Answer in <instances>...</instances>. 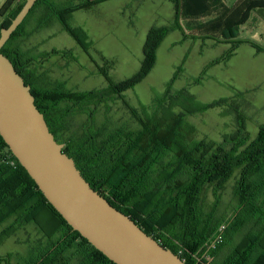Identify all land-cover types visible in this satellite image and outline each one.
I'll return each mask as SVG.
<instances>
[{
	"label": "trees",
	"instance_id": "obj_1",
	"mask_svg": "<svg viewBox=\"0 0 264 264\" xmlns=\"http://www.w3.org/2000/svg\"><path fill=\"white\" fill-rule=\"evenodd\" d=\"M23 1L0 28V36L1 30L11 25L25 5L26 0ZM63 1L58 4L39 0L1 50L25 84L31 87L37 108L57 138L60 119L77 113L93 118L91 107L107 105L114 97L121 99L123 93L146 78L155 66L156 51L166 33L156 30L150 33L142 70L131 80L116 84L108 73L102 71L109 85L100 90L80 93L68 91L63 86L55 90L37 87L27 69L31 61L25 60L24 54L14 47V41L23 35V29L34 12L43 9L46 17L42 23L45 26L57 20L86 49V36L81 30L71 29L69 22L77 11L91 10L110 0ZM171 1L175 7L174 28L182 27V19H209L207 23L197 22L189 28H201L203 37L217 43L233 42L235 46L241 43L238 42L241 28L252 13L264 12V0H244L232 9L221 0H211L212 3L204 0L203 5L197 0ZM60 54L53 52L52 55ZM49 56L45 54L44 57ZM194 102L187 90L174 97L167 91L159 101L156 114L143 110L144 117L141 118L135 109H130L140 123V129L118 128L107 135L102 129H90L80 141H68L63 152L75 161L95 191L164 248L186 264H214L212 259L227 241L228 234L251 220L264 221V202H260L264 190V125L257 138L250 142L244 118L238 116L240 131L237 135L225 137L222 144L189 141L188 134L192 133L185 121L187 115L204 113L229 103L227 99H221L195 109ZM177 107L182 108L179 114L173 111ZM238 170H241L236 189L239 208L235 215L238 216L221 230L214 213L205 215L202 196L204 190L212 186L215 194L219 193ZM12 218L15 221L0 234V241L22 224H34L46 241L31 251L28 261L20 264H115L69 226L0 135V227ZM219 237L222 242L213 249L212 242ZM221 264H264V230L249 235Z\"/></svg>",
	"mask_w": 264,
	"mask_h": 264
},
{
	"label": "rangeland",
	"instance_id": "obj_2",
	"mask_svg": "<svg viewBox=\"0 0 264 264\" xmlns=\"http://www.w3.org/2000/svg\"><path fill=\"white\" fill-rule=\"evenodd\" d=\"M203 1L196 2L203 5ZM23 2L0 0V28ZM50 2L61 4L64 1ZM231 2L226 3L231 5ZM234 3L233 6L237 4ZM45 17L43 9L35 11L23 35L14 41V47L24 54L25 60L31 61L27 69L33 83L50 90L63 86L68 91L82 93L107 88L109 83L102 71L116 84L131 80L142 70L150 33L166 31L156 51L154 68L133 89L123 93L121 99L114 97L107 105L91 107L93 118L77 113L60 119L58 137L63 144L80 141L88 130L95 128L104 130L105 135L118 128L140 129L130 109H135L141 118L143 110L156 114L159 101L167 91L174 97L187 90L195 99V109L221 99L229 102L224 107L187 115L185 121L192 133L188 134L189 141L222 144L225 137L237 135L241 128L238 116L244 118L250 142L257 138L264 125V13L254 14L241 28L238 38L241 43L235 46L233 42L217 43L203 37L201 28H189L197 22L207 23L209 19H182V27L174 28L175 7L171 0H110L91 10L77 11L69 22L71 29L81 30L86 36V49L57 20L45 26L42 23ZM53 52L62 54L52 55ZM45 54L50 56L45 58ZM62 107L65 108V104ZM173 111L179 114L182 108ZM240 178L241 170H238L219 193L215 194L213 186L204 190L203 211L206 216L214 213L221 230L238 216L235 215L239 208L236 189ZM262 188L260 186V190ZM261 192L260 202L263 203L264 190ZM14 221L12 218L4 223L0 234ZM263 230L264 221L245 223L228 234L212 262L221 264L249 235ZM45 242L34 224L18 225L11 235L0 241L3 261L0 264L28 261L31 251Z\"/></svg>",
	"mask_w": 264,
	"mask_h": 264
},
{
	"label": "water",
	"instance_id": "obj_3",
	"mask_svg": "<svg viewBox=\"0 0 264 264\" xmlns=\"http://www.w3.org/2000/svg\"><path fill=\"white\" fill-rule=\"evenodd\" d=\"M39 0L25 5L0 36V135L69 226L115 264H186L114 208L63 152L31 87L1 53Z\"/></svg>",
	"mask_w": 264,
	"mask_h": 264
},
{
	"label": "crops",
	"instance_id": "obj_4",
	"mask_svg": "<svg viewBox=\"0 0 264 264\" xmlns=\"http://www.w3.org/2000/svg\"><path fill=\"white\" fill-rule=\"evenodd\" d=\"M235 1H236L237 4H240V3H242L244 0H232L231 5H229V4L226 3L227 0H221V3L224 4L225 6H227L229 9H232V8L235 6V5H234V6L232 5V4H235V3H234ZM238 2H239V3H238ZM237 4H236V5H237ZM230 6H232V7H230ZM258 13H264V12H261V11H259V10H258V11H254V12L252 13V15H251V18L254 16V14H258ZM251 18H250V19H251ZM249 21H250V20H249ZM1 23H2V21H1ZM247 24H248V22H247ZM247 24H246V25H247ZM244 26H245V25H244Z\"/></svg>",
	"mask_w": 264,
	"mask_h": 264
},
{
	"label": "built area",
	"instance_id": "obj_5",
	"mask_svg": "<svg viewBox=\"0 0 264 264\" xmlns=\"http://www.w3.org/2000/svg\"><path fill=\"white\" fill-rule=\"evenodd\" d=\"M221 242H222V238L219 237L216 241L212 242L211 247H212L213 249H216L217 246H218Z\"/></svg>",
	"mask_w": 264,
	"mask_h": 264
},
{
	"label": "flooded vegetation",
	"instance_id": "obj_6",
	"mask_svg": "<svg viewBox=\"0 0 264 264\" xmlns=\"http://www.w3.org/2000/svg\"><path fill=\"white\" fill-rule=\"evenodd\" d=\"M54 137H55L56 141H57L59 144H62V145H63V150H65L66 147H67V144H63V143L60 141L59 137L57 138L55 135H54Z\"/></svg>",
	"mask_w": 264,
	"mask_h": 264
}]
</instances>
